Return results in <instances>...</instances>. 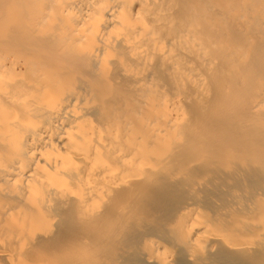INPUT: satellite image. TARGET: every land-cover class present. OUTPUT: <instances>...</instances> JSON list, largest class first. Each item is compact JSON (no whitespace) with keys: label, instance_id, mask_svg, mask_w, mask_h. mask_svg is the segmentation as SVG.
<instances>
[{"label":"bare ground","instance_id":"obj_1","mask_svg":"<svg viewBox=\"0 0 264 264\" xmlns=\"http://www.w3.org/2000/svg\"><path fill=\"white\" fill-rule=\"evenodd\" d=\"M163 103L181 115L158 112ZM177 172L212 175L209 195L227 189L219 204L201 196L224 208L215 222L208 212L197 224L201 188ZM117 187L152 205L188 190L168 231L186 264H264V0H0V264L54 259L58 246L75 255L57 251L61 261L89 264L84 238L51 236L50 222L64 213L84 235L108 226L119 239L124 211L94 202ZM138 243L144 264H180L166 245Z\"/></svg>","mask_w":264,"mask_h":264},{"label":"rangeland","instance_id":"obj_2","mask_svg":"<svg viewBox=\"0 0 264 264\" xmlns=\"http://www.w3.org/2000/svg\"><path fill=\"white\" fill-rule=\"evenodd\" d=\"M69 17H71V16H69ZM69 17H68V18H69ZM72 17H73V16H72ZM18 61H21V60H18ZM163 106H164V107H163ZM159 107H162V108H159L160 110H159L158 112H162L163 115L165 114L166 116L168 115V116H171L172 118H173V117H178V114L180 113L179 111H177V108H175V107L172 106V105L167 106L166 103H165V105H164V103H163L162 106L159 105ZM166 107H167L168 109H167ZM166 109H167V110H166ZM170 109H171V110H170ZM97 111H98V110H97ZM97 111H95V112L93 111V112H92V113H93L92 116H93V117L96 116L95 118H97V115H99L98 113L101 114V110H99L100 112H99V111L97 112ZM167 111H168V113H166ZM174 111H175V112H174ZM96 112H97V113H96ZM178 112H179V113H178ZM176 115H177V116H176ZM180 115H181V113H180ZM101 116H102V115H101ZM98 118H100V115L98 116ZM114 126L117 127V124H115ZM116 127L114 128V130L116 129ZM103 132H104V134H103ZM103 132H101L102 135H105L106 132H105V131H103ZM116 142H119V141H115V143H116ZM117 144H118V143H117ZM117 144H116V146H118ZM119 144H122L121 141L119 142ZM124 145H125V144H123V147H125ZM116 146H114V147H116ZM119 146H120V145H119ZM121 147H122V145H121ZM123 147H122V148H123ZM117 148H119V147H117ZM117 148H116V149H113V150H115L116 152H119V151H117ZM119 149H120V148H119ZM120 150H121V149H120ZM100 163H101V165H103L102 162H100ZM101 165H100V168L103 170V169L105 168V166L102 168ZM224 173H225V172H224ZM179 174H180V176H181V174H182V179H186V177H185L186 174H185V173L183 174V172H179V173L177 172V175H178V176L175 175L177 179H179ZM201 174H202V173H201ZM201 174L198 175V178H196L197 175H195V177H194V176H192L191 178H190V177H187V179H186V180L189 181V182H190V179L192 180V183H191V184L189 183V186L187 187V189H188L189 187H191L192 189H194V195H195V191L198 190L199 188H201V190H200V192H199V193H200V195H199V198H200V199H199V200H200L199 202H200V203L198 202V204H199V210H200V211L198 210V212H196V211H197V210H196V211H192V213L190 212V213H191V216H193V215L195 216V214H196V216H197V215L199 214V218H198V217L196 218V216L194 217L196 220L199 221V222H197V221L194 219V220H195V223L197 222L198 225H199L200 221H201V222L203 221V219H204V223H205V221H206L205 219H206V218L208 219V215L211 214V219H212V221H214L215 219H213L212 217L216 218L217 215H218V213H221L222 211H224L223 206H224L225 204H223V202H221V204H220V205H222L221 207L223 208L221 212H217V211H220L221 208H220V206L218 205V206H219L218 209H220V210H218L216 205L220 203L219 201H221L222 198H223L222 201H224V197H226L225 194H226V190H227L225 187L222 186L220 190L217 188V189H216V192H213V190H212L211 195H209V194H210L209 191H211V190H210L209 187H207V186H210V187L212 186L211 189L214 187V185H211V183H212V180H211V179H213V176H212V175L210 176V174L207 175V173H206V174L203 173V175H201ZM204 174L206 175V177L204 176ZM129 175H130V174H127L126 176L129 177ZM183 175H184V176H183ZM186 176H187V175H186ZM190 176H191V174H190ZM207 176H208V177H207ZM131 177H132V175H131ZM183 177H184V178H183ZM203 177H205L206 179L204 178V180H202L203 182L201 183L200 178H203ZM192 178H193V179H192ZM194 178L197 179V180H195ZM207 178H209V179L211 178V179L209 180V179H207ZM125 179L128 180V178H126V177H125ZM129 179H131V178L129 177ZM180 179H181V177H180ZM194 180H195V183L193 184ZM199 180H200V183H201L202 185H200ZM205 180H206L207 183L210 184V185H208V184L206 183ZM197 181H198V184H199V185L197 184ZM204 181H205V182H204ZM203 183H205V184H203ZM192 184H193V185H196V184H197V185H196L195 187L193 186V187H194V188H193V187H192ZM203 185H204L203 189H205V190H202V186H203ZM205 185H207L206 187H207L209 190H206ZM197 186H198L199 188H198ZM200 186H201V187H200ZM216 187H217V186H216ZM191 188H190V189H191ZM197 188H198V189H197ZM181 189H182V188L179 189L180 191L178 190V191L180 192V193H179L180 195H179V194H176V195H174V196L172 197V198H177V196H178V198H179V196H180L179 200H178V198H177V199H173V200H174V202H173V200H172L171 197H170V198H168V199H170V204H169V201H167L168 199L165 200V201L162 200L164 206H163V204H162V206L160 205V204L162 203V201H161V200L157 201L158 198H157V199H153V200L155 201L154 205H152V203H153L152 199H145V201H146V200L149 201V202L146 201V205H145V206H148V207H149V208L146 207L148 210H146V208H145V206H144V204H145V201H144V200H143L144 204H143V202H141V203L143 204V206H142V204L139 203V202H138L139 204H137V202H136L135 200H132V198H133L134 195L131 197V196L127 193L128 191L125 190V192H124L123 189H122V190H121V189H118V187H117L116 189H113V190H110V189H108V190H107V189H104V190H102V192H99L100 194H99V193H97V194L95 193V194H96L95 196H97V195L99 194V195H98L99 197H97L98 199L95 197L98 201H97L96 199H95L96 201H94L95 203L97 202L96 204H99V205H96V206H97L96 208H97L98 210H99L100 205L102 206V205H104L105 203L111 202V204L108 203L107 205L105 204L104 206H107L106 208H108V207H110V206H111V207H114V206H112V205L116 204L117 207H115V208H121L120 210H123V211H124V212H123V213H124V215H123L124 218H120V219L118 220V222H119L120 225L118 224V226H115V227H119V229H124L123 227H125V229H124L125 233H126V231H127V233L124 234V231H123V230H122V232H121L120 230H119L120 232H118V230H116V231L118 232V234L120 233V235L123 233V234L121 235V237H120L122 241L120 240V238L118 239V235H117V236H114V237L110 235V234H112V231H111V232L109 231V227H108V226H106V228H104V227L100 228L101 230L99 229V230L101 231V234H102V235H101L100 233L97 232L98 229H96V230H95V229H91L92 231L94 230L93 232L91 231L92 234H89L88 236H87V235H84V234H85V231H86V230H85V226H81V228H80V225H81V224H78V223H79L78 221H77V222H78V223H77L78 225H76V224H75L76 221L74 222L75 219H74V218L71 219L72 217H70V216L68 217V215H65L64 213H62L61 216L66 217V220H65V218H63V217H62V218H63V219H62V218L60 217V215H58V216L56 217V220H57V219H59V220H57V222H53V221L50 222V225L52 224L53 226H52V225L50 226V227H52L51 229H50V227H49L50 230L48 229V232L51 233V236H52V235L55 236V235L58 233V231H59L58 235L61 236L60 239H61L62 236H63V238H64V237H65V238H68V239H66V240H70V241H71V239H74V238L76 239V237H81V236H82V237L84 238V240H85V241L83 240V242L85 243V245H88V247L91 248V251H92V250H93V251L95 250V252L97 251L96 253H92L91 251H89V252L87 253V255H85V256H88V255H89V257H85L86 260L88 259L89 264H109V263L111 264L112 261L110 262V261H109V258L112 256V252H115V255H116V253H118V254L121 253V254H119V255H116V258H118V257L124 258V257H125L124 259H125L126 261L123 259L124 261H117V264H119L120 262H122L121 264H133V263H135V264H141V263L144 264V263L141 262L139 259L142 258V257H140L142 252H147V251H148V250H145V247H146L147 245L144 247V249H142L141 246H140V247H138L139 250H138V249L136 250V246H137L136 244H139V245H140V243H138V242L140 241V242L142 243V246H143V245H145V244H143V242H144V243H146L147 241L149 242V239H150V241L152 240L154 243H157V242H158L159 245H160V248H161L162 246H165V245H166V247H162V248L164 249V250H163V253L165 254V256L168 257V259H170V261L173 259V262H174V260H177L176 262H178V263L180 262V264H184V263H185V260H183L182 258H180L179 254H178V251H177L178 249H176V248L178 247L177 242H176L175 239L172 238V237H171V238L174 239V240H173L172 242H169V241H171V240H170L171 238L169 237V236H171V235H170V233L168 232V231H170L171 228H173V227L175 226V224H173V221H175V219L171 216L172 212H173L177 207H179V205H182L183 207L180 206V207L178 208V211L181 212L182 209L184 208V205L186 206V204H185L186 202H185V203H182V202L184 201V198H183V197H186V195H187L188 197H190V196H189L190 194H189L188 190H186V192H185V190H182V191H181ZM213 189L215 190V187H214ZM217 190L221 191L222 195H221L220 192L217 191ZM223 190H224V191H223ZM109 191H110V194H109ZM114 191H115V192H114ZM183 191H184V192H183ZM206 191H207L208 193H207ZM222 191H223V192H222ZM73 192H74V194H72V195L74 196V195H75L77 192H79V191H73ZM73 192L71 191V193H73ZM117 192H119V193H117ZM121 192H122V194H121ZM182 192H183V193H182ZM202 192H203V193H202ZM204 192H205V193H204ZM71 193H70V194H71ZM102 193H103V194H102ZM212 193L215 194V198H211V199H212V200H211V199L208 197V199H210L211 202H212L213 200H215V202H216V203L218 202V203L216 204L215 202H213V203H211V204H213V205L209 206V204H206V203L208 202V201H207V200H208V199H207V196H210V197H211V196H212ZM223 193H224V195H223ZM68 194H69V193H68ZM124 194H125V196L127 197V199H126V197H123ZM131 194H132V193H131ZM184 194H186V195L184 196ZM202 194H203L204 197H206V199H207V200L205 199L206 202H204V199H203L204 197H201ZM206 194H208V195L206 196ZM214 194H213V196H214ZM72 195H70V198L73 197ZM110 195H111V199H110ZM128 195H129L130 197H129ZM182 195H183V196H182ZM196 195H198V193H197ZM196 195H195V196H196ZM71 196H72V197H71ZM115 196H116V197H115ZM213 196H212V197H213ZM216 196H218L219 198H216ZM105 197H107V198H105ZM128 197H129V198H128ZM188 197H187V198H188ZM101 198H102V199H101ZM112 198H113V199H112ZM115 198L120 199V200H115ZM122 198H123V200H122ZM201 198H202V199H201ZM220 198H221V199H220ZM99 199H101V200H99ZM104 199H105V202H104ZM130 199H131L132 201H131ZM133 199H135V198H133ZM217 199H218V201H217ZM128 200H129V202H128ZM201 200H203V204H204V205L201 204V202H202ZM101 201H103L104 203L101 202ZM106 201H107V202H106ZM115 201H116V202H115ZM150 201H151V202H150ZM166 201L168 202V204H166V203H167ZM176 201H177V202H176ZM185 201H187L186 198H185ZM156 202H157V204H156ZM158 202H159V204H158ZM160 202H161V203H160ZM112 203H114V204H112ZM117 203H118V204H117ZM123 203H125L126 205L123 204ZM130 203H131V204H130ZM180 203H182V204H180ZM208 203H210V201H209ZM132 204H134V207H133ZM147 204H148V205H147ZM215 204H216V205H215ZM116 205H115V206H116ZM124 205H125V207H127V205H128V207L130 206V208H132V209H131L132 211L127 210L128 207L125 209ZM131 205H132V206H131ZM136 205H137V207H139V208L142 206L140 209L138 208L137 211L139 212V211L141 210L140 212L143 211L144 214H143V213L138 214L137 212H135V211H136ZM139 205H141V206H139ZM149 205H150L151 207H150ZM157 205H158L159 207H161V208H157V207H158ZM165 205H166V206L168 205V206H167V209H166ZM172 205H173V206H172ZM201 205H202V206H201ZM94 206H95V205L92 206V209H95ZM98 206H99V207H98ZM156 206H157V207H156ZM93 207H94V208H93ZM102 207H103V206H102ZM164 207H165V209H166L167 211H168V209H169L168 212H171V213H167V215H166L165 212H167V211L163 209ZM207 207H209V208L206 210L205 208H207ZM212 207H213V211H212ZM103 208H104V207H103ZM103 208H100V210H101V209L103 210ZM130 208H128V209H130ZM142 208H143V209H142ZM144 208H145V210H144ZM150 208H151V209L154 208V210L152 209V211H154V215H155V216L153 215V213H151L152 211L150 212V210H149ZM181 208H182V209H181ZM97 209H95V210H97ZM134 209H135V210H134ZM156 209L160 212V214H158L159 212H158ZM170 210H171V211H170ZM176 210H177V209H176ZM176 210H175V211H176ZM125 211H126L127 214H125ZM127 211H128V212H127ZM146 211H147V212H146ZM163 211H164V212H163ZM175 211H174V212H175ZM202 211H203V212H202ZM204 211H205V212H204ZM120 212H121V211H120ZM157 212H158V213H157ZM174 212H173L172 215H174ZM179 212H177V213H179ZM193 212H194V213H193ZM208 212H209L210 214H209ZM212 212H214L215 214H213ZM121 213H122V212H121ZM147 213H148V214H147ZM163 213H164V214H163ZM175 213H176V212H175ZM203 213H205V215H204ZM207 213H208V214H207ZM222 213H223V212H222ZM156 214H157V216H156ZM200 214L203 215L205 218H203V216H200ZM125 215H127V216L130 215V216H129V217H125ZM135 215L138 216L140 220L137 219L138 217H136ZM151 215H152V216H151ZM158 215L161 216V217H160L161 219H162L163 217H164V218L161 220V219L159 218ZM206 216H207V217H206ZM67 217H68V218H67ZM133 217H134V218H133ZM147 217H149V218L147 219ZM170 217H171V218H170ZM200 217H201V219H200ZM209 217H210V216H209ZM127 218H128L129 220L131 219L130 222H127V221H129ZM150 218H151V219H150ZM154 218H155V219H154ZM157 218L160 219V220H158ZM192 218H193V217H192ZM202 218H203V219H202ZM132 219H133V220H132ZM156 219H157L158 221H156ZM165 219H166V220H165ZM173 219H174V220H173ZM61 220H62L63 223H62V222H58V221H61ZM125 220H127L126 223H127V225H129V226L125 225ZM148 220H149L150 222H146V221H148ZM151 220H152V221H151ZM168 220H169V222H168ZM54 221H55V219H54ZM66 221H68V222H66ZM139 221H142L141 223H142L143 225H141V223H140ZM162 221H163V222H162ZM64 222L67 223V224H64ZM156 222H157V223H156ZM164 222H168V223H164ZM171 222H172V225H171ZM214 222H215V221H214ZM135 223H136V224H139V225L137 226ZM153 223H154V224H153ZM161 223H162V224H161ZM169 223H170V224H169ZM72 224H73V225H72ZM159 224H160V225H159ZM167 224L170 225L171 227L168 226ZM201 224H203V223H201ZM206 224H208V222H206ZM68 225H69V227H68ZM121 226H123V227H121ZM134 226H135L136 228H135ZM139 226H140V227H139ZM207 226H208V225H207ZM211 226H212V224H211ZM211 226H210V227H211ZM62 227H63V228H62ZM65 227H66V228H65ZM67 227H68V228H67ZM115 227H114V228H115ZM126 227L129 228V229H126ZM130 227H131V228H130ZM164 227H165V228H164ZM201 227H203V226H201ZM204 227H205V226H204ZM64 228H65V229H64ZM74 228H75V229H74ZM83 228H84V229H83ZM103 228H104V229H103ZM139 228H140V229H139ZM142 228H143V230H141ZM144 228H145V229H144ZM159 228H160L161 230H160ZM162 228H163V229H162ZM61 229H62V230H61ZM102 229H103V230H102ZM106 229H107V230H106ZM115 229H118V228H115ZM131 229H134V230L131 231ZM136 229H137L138 232L136 231ZM166 229H169V230H166ZM211 229H212V228H211ZM45 230L47 231V229H45ZM45 230H44V231H45ZM51 230H52V231H51ZM65 230H66V231L68 230L69 232H66V233H65V236H64V235H60V231H62V233H63V232H65ZM84 230H85V231H84ZM128 230H129V231H128ZM144 230H145V232H144ZM44 231H41V234H42V232L44 233ZM53 231H54L56 234H54ZM70 231H71V232H70ZM72 231H73V232H72ZM100 231H99V232H100ZM102 231H103V232H102ZM105 231H106V232H105ZM116 231L113 233V235H116V233H117ZM140 231H141V232H140ZM150 231H151V232H150ZM153 231H154V232H153ZM157 231H158V232H157ZM76 232H77V233H76ZM82 232H84V234H83ZM134 232H135V234H133ZM147 232H149V233H147ZM152 232H153V233H152ZM155 232H157V234H156ZM160 232H161V233H160ZM39 233H40V232H39ZM45 233H46V232H45ZM72 233H73V234H72ZM79 233H80V234H79ZM81 233H82V235H81ZM96 233H98V234H97L98 236L96 235ZM106 233H107V234H106ZM108 233H110V234H108ZM136 233H137V234H136ZM142 233H143V234H142ZM145 233H146L147 235H146ZM159 233H160V234H159ZM163 233H167V236H168V237L164 239V236L161 235V234H163ZM94 234H95V235H94ZM127 234H128V235L130 234V236H128ZM141 234H142V235H141ZM152 234H154V235H152ZM49 235H50V234H49ZM66 235H68V236L66 237ZM99 235H101V236H99ZM120 235H119V236H120ZM123 235H124V236H123ZM132 235H133V236H132ZM135 235H136V236H135ZM138 235H140V236H138ZM151 235H152V236H151ZM163 235H164V234H163ZM59 236H58V237H59ZM69 236H70V237H69ZM86 236H87V237H86ZM106 236H108L109 238L111 237V240L114 239V240H112V241H113V245H112L111 240L108 239V237H106ZM72 237H74V238H72ZM89 237H91V238H89ZM92 237H93V238H92ZM96 237H97V239H99V238H101V237H102V239H105V238H106V240H102V242L100 241V240H101V239H100V240H99V243H101L102 245H103V244H106V246L103 245V246H104L103 249H106V250H108V251H104V250H103V251H102V250L100 251V250H99V247H95V246H94L95 249H93L94 247H91L92 245H96L95 242L98 241V240L96 239ZM112 237H113V238H112ZM115 237H116V238H115ZM122 237H123V239L126 241V243H124L125 241L122 239ZM165 237H166V234H165ZM94 238H95L96 241L94 240L95 242L93 241V242H91V243H93V244H91L89 241H92ZM127 238H128V239H127ZM129 238H130L131 240H130ZM138 238H139V239H138ZM89 239H91V240H89ZM115 239H117V242L115 241ZM140 239H141L142 241H141ZM162 239H163V240H162ZM64 240H65V239H62L61 241H63V243H64V242H65ZM108 240H109L110 242H109ZM132 240H133V241L136 240V243H135V241H134V243H133ZM144 240H147V241L145 242ZM166 240H167V241H166ZM103 241H104V242H103ZM123 241H124V242H123ZM66 242L69 243V241H66ZM106 242H107V243H106ZM114 242H115V245H114ZM129 242H130V244H131V242H132L133 244H135V246H134L133 244H131L130 247H131L132 249L134 248V249H133L134 251H133L131 248H130L131 252H130L129 250H128V251H129L130 253L137 252V254H135V253H134V254H131V255H128V254H127V253H128L127 249L129 248V247H128V246H129ZM161 242H163V243H161ZM168 242H169L170 245H168ZM173 242H175V243H173ZM63 243H62V244H63ZM108 243H109V245H108ZM117 243H118V244H117ZM119 243H120V244H119ZM123 243H124V244H123ZM160 243H161V244H160ZM165 243H166V244H165ZM121 244H122V246H121ZM127 244H128V245H127ZM147 244H148V243H147ZM163 244H164V245H163ZM173 244H175L174 247H173ZM110 245H111L112 247H113V246H114V247H113V248H110V247H111ZM109 246H110V247H109ZM123 246H125V247L127 246L126 249H125ZM132 246H133V247H132ZM168 246H169V247H168ZM170 246H171V247H170ZM175 246H176V247H175ZM58 247H59V246H58ZM58 247L56 248V250L58 251L59 254H61L62 252H61V250H60V251L58 250ZM67 247H68V246H67ZM67 247H66V248H67ZM105 247H106V248H105ZM116 247H117L118 249L120 248L121 250L119 249V250L117 251V248H116ZM147 247H148V246H147ZM147 247H146V248H147ZM66 248L64 247V252H66V253H65L66 256H65V254H61L62 257L64 256V257H67V258H68V256H69V257L72 256L71 259L74 260V256H75V255L72 254V252H71V253H68L69 250H67ZM140 248H141V249H140ZM173 248L176 249V250H173ZM169 249H170V251H169ZM56 250H55V251H56ZM98 250H99V252L102 254V256H101V254H97V253H98ZM114 250H116V251H114ZM161 250H162V249H161ZM53 251H54V250H53ZM53 251H50V252H53ZM57 251H56V252H53V253H56V256H55V255L53 256L54 259H55V257H57V259H55V260L51 258V257H52L51 255H53V254H51V253L49 252V253L51 254V255H49V254L47 253V254L49 255V257H48L47 255H44V254H43L44 256H46V257H45L46 259L43 258V257H44L43 255L40 256L41 261L43 262L42 259H45L44 262H46V263H41V261H40L39 259H37L39 256H36V257H35L36 262H35V260H34V262L32 261V260L34 259V257H33V259H32V258H27V261L30 262V264H37V263H38V264H49L47 261L51 258V259H52L51 261H53V263H54V262L56 263V262L58 261V259H59V255H58ZM62 251H63V250H62ZM109 251H110L111 253H110ZM125 251H126V254H127L128 256H127V255L124 256L123 253H125ZM132 251H133V252H132ZM167 251H168V253H169V252H170V253H169V254H166ZM108 252H109V253H108ZM138 252H139V253H138ZM160 252H161V251H160ZM161 253H162V252H161ZM90 254H91V255H90ZM105 254H106V255H107V254H108V255L111 254V256H109V258H107L108 256H106ZM139 254H140V256H139ZM177 254H178V256H177ZM57 255H58V256H57ZM61 255H60V256H61ZM98 255H100V256H98ZM115 255H114V253H113V256H112L113 258L110 259V260H114V258H115L114 256H115ZM168 255H169L170 257H169ZM42 256H43V257H42ZM50 256H51V257H50ZM131 256H132V257H131ZM172 256H173V257H172ZM47 257H48L49 259H48ZM90 257H91V258H90ZM129 257H130V258H129ZM134 257H136V258H134ZM171 257H172V258H171ZM75 258H76V257H75ZM89 258H90V260H89ZM103 258H105V259H103ZM121 258H119L118 260H121ZM137 258H138V259H137ZM61 259H62V258H61ZM71 259L69 258V261H68L66 258H65L64 260H62V261L59 259V261L62 262V263H58V264H63V263H68V264H69L70 261H71ZM93 259H94V260H93ZM101 259H103V260L101 261ZM107 259H108V261H107ZM127 259H128V260H127ZM130 259H131V260H130ZM29 260H30V261H29ZM37 260H38V261H37ZM46 260H47V261H46ZM104 260H105V261H104ZM115 260H117V259H115ZM135 260H136V262H139V263L134 262ZM142 260H143V258H142ZM27 261H26V262H27ZM63 261H64V262H63ZM65 261H68V262H65ZM90 261H92V262H90ZM93 261H94V262H93ZM99 261H100V262H99ZM103 261H104V262H103ZM106 261H107V262H106ZM129 261H132V262H129ZM49 262H50V261H49ZM96 262H97V263H96ZM102 262H103V263H102ZM113 262H114V261H113ZM113 262H112V263H113ZM118 262H119V263H118ZM181 262H184V263H181ZM50 264H52V262H51ZM70 264H71V263H70ZM113 264H116V263L114 262ZM175 264H176V263H175ZM185 264H186V263H185Z\"/></svg>","mask_w":264,"mask_h":264}]
</instances>
